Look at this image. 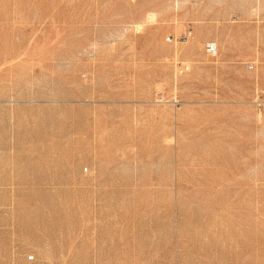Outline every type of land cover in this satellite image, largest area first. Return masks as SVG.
I'll list each match as a JSON object with an SVG mask.
<instances>
[{
  "label": "rangeland",
  "instance_id": "1",
  "mask_svg": "<svg viewBox=\"0 0 264 264\" xmlns=\"http://www.w3.org/2000/svg\"><path fill=\"white\" fill-rule=\"evenodd\" d=\"M258 93L264 0H0V264H264Z\"/></svg>",
  "mask_w": 264,
  "mask_h": 264
},
{
  "label": "built area",
  "instance_id": "2",
  "mask_svg": "<svg viewBox=\"0 0 264 264\" xmlns=\"http://www.w3.org/2000/svg\"><path fill=\"white\" fill-rule=\"evenodd\" d=\"M181 37H179V40L183 41L187 38V35H184L182 38ZM177 65L178 66H177L176 72L178 75L185 74L190 70V66L185 64V63H179ZM176 104H178L177 101H176ZM255 104H256V107L258 108L259 111L262 110V108L264 106V102L261 100V94L260 93H258L256 98H255Z\"/></svg>",
  "mask_w": 264,
  "mask_h": 264
}]
</instances>
